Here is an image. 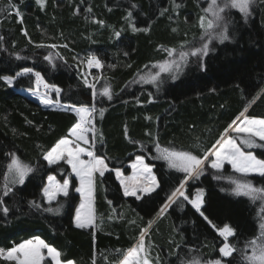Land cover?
I'll return each instance as SVG.
<instances>
[{
    "label": "trees",
    "instance_id": "obj_1",
    "mask_svg": "<svg viewBox=\"0 0 264 264\" xmlns=\"http://www.w3.org/2000/svg\"><path fill=\"white\" fill-rule=\"evenodd\" d=\"M206 4L45 0L41 7L36 0H0V249L39 239L60 251L63 262L119 264L148 228L145 245L151 264H187L194 258L201 264L216 259L222 264L247 262L249 242L260 235L262 214L257 201L238 196L234 181L264 189V177H244L229 167L217 171L210 157L184 190L188 200L204 192L203 216L183 197L161 215L187 174L169 167L157 146L203 158L241 112L264 119V0H257L247 19L237 11L229 15L228 39L217 40V29H211L207 54L191 56L177 76L168 73L154 83L137 82L153 64L167 60L164 50L186 45L196 49L207 29L201 27ZM91 56L102 65L91 71L95 90L80 76ZM25 69L61 89L62 105L95 108L92 148L108 171L94 175L91 228L74 224L80 196L69 166L65 161L49 166L44 159L60 139L70 137L79 119L18 93L16 89H34L33 75L17 78ZM5 77L16 78L15 89ZM105 87L111 99L102 94ZM243 148L264 159V146ZM137 156L152 168L158 183L155 192L139 200L124 195L115 175L119 169L128 176ZM14 157L31 169L20 184L11 177L6 180ZM51 175L68 180L69 191L50 204L43 191ZM225 224L235 231L229 239L236 249L231 257L219 253L223 239L216 231ZM0 264L16 263L0 258Z\"/></svg>",
    "mask_w": 264,
    "mask_h": 264
},
{
    "label": "snow or ice",
    "instance_id": "obj_2",
    "mask_svg": "<svg viewBox=\"0 0 264 264\" xmlns=\"http://www.w3.org/2000/svg\"><path fill=\"white\" fill-rule=\"evenodd\" d=\"M36 2L43 7L45 0H36ZM252 3L253 0H225L224 4L221 6L217 3V0H211L210 6L205 11L211 13L215 20L219 21L223 19L221 13L229 7L238 9L239 12L244 14V16H248L250 14V6ZM177 7H179V5H177ZM15 14L18 17L20 16L18 10ZM129 16H131V13H129ZM204 20L205 17H201L202 28L205 26ZM218 26L219 25L215 24L213 20H208L207 22L208 29ZM133 30L136 31L138 29H136L133 25ZM173 31H175V29H173ZM25 35H27L26 32ZM119 35L120 33L117 32L116 36L118 37ZM228 38L227 27L225 26L220 33V39L226 40ZM52 47L55 46L53 45ZM174 52L175 49H170L168 50V55L172 56ZM198 54H207V44H204L201 48L191 51V55L193 56H197ZM188 55L189 53L181 51V60ZM45 59L51 61L50 56L45 57ZM173 64L179 68V64H176L175 61L166 62L160 67L162 70L167 71ZM88 65L89 67L96 68H100L102 66L100 60L96 56H91L88 59ZM31 71V69H25L23 74H27ZM35 77L38 90L39 85L43 84L44 81L39 72L35 73ZM157 78L158 74L150 76L147 79L150 82H155ZM3 79L7 84H12L11 78L5 77ZM141 79L145 80L146 78L142 76ZM85 83H87V81H85ZM44 86L46 88L49 87L47 84H44ZM89 87L94 88V85H89ZM52 89L57 93V95H59L61 89L56 88L55 86H52ZM102 94L111 99L110 89L108 87L103 89ZM93 95L95 96V92H93ZM42 103L48 104L50 101L45 98L42 100ZM76 111L81 116L82 122L77 123L70 130V132L75 137V141H82L84 144H89L87 133L93 132L94 130L91 125V121H85L84 117L86 115H90L92 110L88 108H80ZM237 121H239V123H237ZM85 124L88 126L85 127ZM229 129L237 134H244L240 139V143L245 147L251 148L253 146H264L257 145L256 143L257 137L259 140L264 141V119L249 118L245 115V112H241L236 120H234L232 124L225 129V134L228 133ZM75 141H69L66 138L60 139L55 146L44 155V159L48 161L49 164H56L61 160H64L71 166V169L75 173L76 177L79 178L81 186L77 188L76 191L81 193V196L84 197V201L81 203L80 209H78L76 213V227L86 228L94 223V216L92 214L94 174L98 172L101 176H103L105 171L108 170V166L103 158L98 157L94 151L90 150L92 145H90L89 148H84L81 147L79 143H75ZM216 144L219 145V147L214 145L213 148L215 150L206 151L203 158L193 155L190 152L175 151L169 148L161 149L157 146V150L160 153L161 158L168 162L169 167L176 168L187 174L185 181L181 182L180 187H178L168 198L170 203L175 202L173 199L174 197H183L185 200L189 199L182 191L184 184L187 182V179L192 178L193 176H198L202 170V165H204L205 161L209 160L210 157L213 156L215 159L211 160L210 166L214 169H221L224 163L227 162L231 164L237 172L244 175L257 173L264 177V159H257V157L251 152L243 151L235 139L229 137L227 140H224L222 135L221 140H218ZM82 156H87L88 159L84 160L81 158ZM132 168L136 170V174L127 181L122 178V173L119 169H115V173L116 177L120 179V182L123 185L124 195L135 196L139 199L140 197L137 195L138 191L146 193L151 192L157 186V182L155 176L152 175L151 167L144 162V158L142 156L136 157V163L132 165ZM9 171L15 173L19 183H23L25 176L31 171V169L28 166L23 165L17 158L14 157L12 163L9 165ZM49 180L54 181V178L49 177ZM139 180H143L144 183L138 184L137 181ZM234 183L237 184L236 191L238 194L242 193L245 195H251L254 193H264V189H257L250 182L234 181ZM68 188V180H65L62 186L56 185L53 182L48 188H45L44 196L47 198L48 203L51 204L59 194L62 193L64 196H67ZM8 191L9 190L6 187L4 195H7ZM190 203H192L193 207L200 212L202 200L199 197L195 200H191ZM168 206L169 205L166 204L164 208L160 210L161 213H163ZM84 209H87V212H84ZM3 210L5 213L8 211L7 208H4ZM49 211H52V209H49ZM200 214L203 216V212ZM204 218L206 220L208 219L207 217ZM209 223H211V221H209ZM150 226L151 224L149 227ZM213 227H215V225H213ZM260 230L259 237L249 242L252 247V254L245 257L248 264H264V223H261ZM147 232L148 228L141 231L137 246L128 251L127 256L124 257L121 264H132V260L129 258L134 259V264H151V261L147 258L148 249L145 245V235ZM218 232L219 235L223 237V246L219 248L221 257H231L236 250L235 247L229 243V238L235 235L234 229L230 225L225 224L222 228L218 229ZM45 249L47 250V256L50 258V261L54 262V264H75V262L71 260L63 262L61 260L60 251L54 247H50L43 240L39 239L35 242L27 241L16 247H12L7 251L0 249V258L8 261H15L16 264H43L45 261V254L43 250ZM142 253L144 254L143 256L141 255ZM187 264H201V260L194 258L188 261ZM205 264H222V260L216 259L207 261Z\"/></svg>",
    "mask_w": 264,
    "mask_h": 264
},
{
    "label": "rangeland",
    "instance_id": "obj_3",
    "mask_svg": "<svg viewBox=\"0 0 264 264\" xmlns=\"http://www.w3.org/2000/svg\"><path fill=\"white\" fill-rule=\"evenodd\" d=\"M224 2H225V0H217V3L218 4H220L221 6L224 4ZM256 2H257V0H253V3L251 4V6H250V14H251V11H252V9L254 8V6L256 5ZM210 4H211V0H207V4H206V9L210 6ZM205 9V10H206ZM235 11H237V12H239V10L238 9H235V8H226L225 9V11L223 12V13H221V16L223 17V19L222 20H219V21H216L215 20V18L212 16V14L211 13H209V12H206V11H204V17L207 19V20H213L214 21V23L215 24H217V25H219L218 27H213L212 29H213V31L215 30V29H217L216 31H217V35H216V38H217V40H220L221 41V39H220V33H221V31L224 29V27L226 26L227 27V34H228V36H229V33H230V17H229V15L232 13V12H235ZM239 13H241V12H239ZM242 14V13H241ZM250 14L248 15V16H244V14H242L243 15V17H244V19H247L249 16H250ZM205 19V20H206ZM204 20V24L205 25H207V22ZM204 29H202V31H203ZM209 32H211V29H205L204 31H203V33H204V35H203V38L200 40V42L197 44V47H196V49L197 48H201L204 44H208L209 42H210V38H209V36H207V33H209ZM190 44V43H189ZM184 46V44H181L180 46H178V47H183ZM175 48H177V47H175ZM193 50V48H191V47H189V46H184V48L183 49H180V50H177V51H175L174 52V54L172 55V56H169L168 55V58H167V60L164 62V60L163 61H161V62H159V63H156V64H153V66L151 67V69H149V70H146L143 74H141L140 76H139V78H138V80H137V82L138 83H142V84H146V83H154V82H150L147 78H149L150 76H155V75H157L158 74V78H157V80L158 79H160L159 78V76L160 75H162V74H168V73H173V75H175V74H178L179 73V71L184 67V64L189 60V58L191 57V56H193V55H191V51ZM181 51H184V52H187V53H189V55L188 56H186L183 60H181V58H180V52ZM164 54L167 56V54H168V52L166 51V50H164ZM204 58V57H203ZM171 61H175L176 62V64H179V68H177L176 67V65L175 64H173L167 71H165V70H162V68L160 67L161 65H164L166 62H171ZM100 68H96V67H89V65H88V67H87V71L86 72H84L83 70H81V74H80V76H81V78H82V80H83V82L85 83V81H87V83H85V85L86 86H88L89 87V85H94V88L93 87H91L92 88V90H95V80H94V77H93V75H92V73H91V71L92 70H99ZM24 72H22L17 78H19V77H24V76H27V75H33L34 76V78H35V81H34V83H33V85H34V89L33 90H31V91H28V90H26V89H16V91L18 92V93H20V94H22V95H25V96H27V97H29L30 99H32V100H34V101H36L37 103H39L41 106H43L44 108H46V109H52V110H60V111H63V112H68V113H72V114H75L77 117H78V119H79V121H78V123H81L82 122V118H81V116L77 113V109H80V108H87V107H70V106H67V105H62L60 102H59V98H60V95H61V91H60V93H59V95H57V93L52 89V86H50V85H48L49 87H45L44 86V84H46L45 83V81H44V83L43 84H41V85H39V88H38V90H37V84H36V77H35V72H29V73H27V74H23ZM145 77L146 79L145 80H142L141 79V77ZM175 76H177V75H175ZM12 79V84L11 85H9V86H11L13 89H15V87H14V82H15V80H16V78H11ZM156 82V81H155ZM47 99L48 101H50V103H48V104H45V103H42V100L43 99ZM88 109H90V110H92L91 111V114L90 115H86L85 117H84V120L85 121H91V125H92V127H93V129H94V115H95V108L94 107H89ZM94 109V110H93ZM245 115H246V113H245ZM242 119V118H241ZM237 123H239V121H237ZM88 125L87 124H85V127H87ZM235 126V125H234ZM244 134H237V133H235V132H233V131H231V129H229V131H228V133H224V135H223V139L224 140H227L229 137H231V138H233V139H235L236 140V142H237V144L241 147V149L243 150V151H245V152H249V151H246L243 147H245L244 145H242L241 143H240V139H241V137L243 136ZM73 136V135H72ZM87 136H88V140H89V144H84L82 141H75V143H79L80 144V146H82V147H84V148H89V146L90 145H93L94 143H95V137H94V131L93 132H88L87 133ZM75 138V137H74ZM221 140V139H220ZM261 142H264V141H261ZM261 142L259 141V138L257 137L256 138V143H257V145H261ZM216 147H219V145H217L216 144ZM261 146H253V147H251V148H248V147H245V148H247V149H249V150H252V149H254V148H260ZM213 151L215 150L214 148L212 149ZM252 153V152H251ZM253 155H254V153H252ZM82 159H84V160H87L88 159V157L87 156H82L81 157ZM212 159H215V157L213 156V157H211V160ZM258 159V158H257ZM64 161V160H63ZM47 162V164L50 166V165H54V164H49L48 163V161H46ZM62 162V161H61ZM144 162H145V160H144ZM60 163V162H59ZM134 163H136V159L129 165V167L131 168V173L128 175V176H124L123 175V173H122V178L124 179V180H129V178H131V177H133L135 174H136V170H134L133 168H132V165L134 164ZM210 163H211V161H210ZM57 164V163H56ZM67 164V163H66ZM69 167H70V170H71V173H72V175H73V171H72V169H71V166L69 165V164H67ZM226 167H229L230 169H231V171L232 172H234V173H236V174H238V175H241V176H246V177H262V176H260L259 174H257V173H250V174H247V175H244V174H242V173H240V172H237L233 167H232V165L231 164H229V163H227V162H225L224 163V165H223V167L221 168V169H215V170H217V171H223ZM152 169V168H151ZM214 169V168H213ZM29 173V172H28ZM98 173V172H97ZM97 173H95V174H97ZM115 175H116V173H115ZM152 175H154L153 174V171H152ZM74 176V175H73ZM101 176V175H100ZM12 178V180L14 181V182H17L18 184H20L19 183V181H18V178L16 177V175H15V173L14 172H10V171H8V173H7V177H6V180H8L9 178ZM26 177V176H25ZM191 178H189V179H187V182L184 184V188L182 189V191L184 192V190H185V188H186V185L188 184V182H189V180H190ZM5 180V181H6ZM58 180L55 178V181H54V183L56 184V185H63V182H57ZM94 181H95V178H94ZM117 182H118V184L120 185V187H121V189L123 190V192H124V188H123V185L121 184V182H120V179H118L117 178ZM157 182V181H156ZM239 182V181H238ZM53 182L52 181H49V178H48V180H47V184H46V186H45V188H48L49 186H50V184H52ZM137 183L138 184H143L144 183V181L143 180H139V181H137ZM157 187H158V183H157V186L155 187V189L153 190V191H151V192H142V191H138L137 192V195L140 197V198H142L144 195H148V194H151V193H153V192H155V190L157 189ZM45 188H44V190H45ZM78 188H79V184H78ZM235 188H237V185H236V187ZM226 189L227 190H231V187L230 186H227L226 187ZM257 189H259V188H257ZM68 191H69V188H68ZM237 192V191H236ZM78 194H79V192H77ZM61 195H63L62 193L61 194H59L58 196H57V198L53 201V202H55L59 197H62ZM79 196H80V194H79ZM238 196H242V197H245V198H248L249 200H253V201H257L258 203H257V206H256V209H257V211L259 212H261V214H262V222L261 223H264V193H254V194H251V195H245V194H238ZM126 197H131V198H135V199H137L135 196H126ZM200 198L201 200H202V204H201V209H200V212H198L194 207H193V205H192V203H190V201L191 200H188V202H189V204L191 205V207L200 215V216H202L200 213L202 212V209H203V207H204V192H199V193H197L194 197H193V199L192 200H195V199H197V198ZM139 198V199H140ZM180 198V197H179ZM45 199H46V197H45ZM138 199V200H139ZM174 199V201H176V197H174L173 198ZM47 202V201H46ZM175 203V202H174ZM174 203H168V207L165 209V211L161 214V215H163L165 212H166V210L172 205V204H174ZM84 212H86V209H84L83 210ZM76 213V212H75ZM95 223V222H94ZM94 226V225H93ZM92 226V227H93ZM216 231V230H215ZM217 232V234L219 235V232L218 231H216ZM220 236V235H219ZM221 237V236H220ZM222 239H223V237H221ZM232 237H230L229 239H231ZM37 239H33V240H30V241H33V242H35ZM137 246V245H136ZM135 246V247H136ZM16 247V246H15ZM7 251V250H6ZM44 251V254H45V261L43 262V264H45V262H47V261H49L50 263H52V264H54V262H51L50 261V258L47 256V250L45 249V250H43ZM248 251H249V256L252 254V247H251V245L248 247ZM127 254H128V252H127ZM127 254H126V256H127ZM142 256L144 255L143 253L141 254ZM124 259V258H123ZM122 259V260H123ZM130 260H132V264H134V259L133 258H129ZM13 262H15V261H13ZM16 263V262H15ZM119 264H121V262L119 263ZM244 264H248V261L247 262H244Z\"/></svg>",
    "mask_w": 264,
    "mask_h": 264
},
{
    "label": "crops",
    "instance_id": "obj_4",
    "mask_svg": "<svg viewBox=\"0 0 264 264\" xmlns=\"http://www.w3.org/2000/svg\"><path fill=\"white\" fill-rule=\"evenodd\" d=\"M69 138H68V140L69 141H74L75 140V138H74V136H72V134H71V132H69ZM260 142H261V140H259ZM82 147V146H81ZM90 150H92L91 148H90ZM61 161H63V160H61ZM60 161V162H61ZM108 171V170H107ZM107 171H105V173L107 172ZM104 173V174H105ZM98 175H100L99 173H97ZM73 175H74V177L77 179V181H78V184H79V187L81 186V184H80V180H79V178L78 177H76V175H75V173L73 172ZM95 175V174H94ZM54 178V177H53ZM116 179H117V177H116ZM50 181V180H49ZM54 181H55V178H54ZM54 181H52V182H54ZM58 182V181H57ZM123 191V190H122ZM124 193V192H123ZM80 194V203H79V205H78V207H77V209H76V213H77V210L78 209H80V205H81V203L84 201V197H82L81 196V193H79ZM61 196H64V195H61ZM46 201H47V198H46ZM48 202V201H47ZM53 203V202H52ZM86 212H87V209H86ZM76 213H75V217H74V224H75V226H76ZM92 214H93V216H94V193H93V205H92ZM95 222V221H94ZM93 225H94V223H93ZM93 225H91V226H89V227H86V228H78V229H87V228H91Z\"/></svg>",
    "mask_w": 264,
    "mask_h": 264
},
{
    "label": "bare ground",
    "instance_id": "obj_5",
    "mask_svg": "<svg viewBox=\"0 0 264 264\" xmlns=\"http://www.w3.org/2000/svg\"><path fill=\"white\" fill-rule=\"evenodd\" d=\"M55 165V164H54ZM50 166H53V165H50ZM70 168V167H69ZM72 174V173H71ZM73 176V175H72ZM49 177H54V178H56L54 175H51V176H49ZM48 177V178H49ZM74 177V176H73ZM48 178H47V180H48ZM75 178V177H74ZM57 179V178H56ZM76 179V178H75ZM58 180V179H57ZM77 180V179H76ZM59 181V180H58ZM60 182V181H59ZM78 182V181H77ZM95 182V181H94ZM46 184H47V181H46ZM78 188V187H77ZM43 194H44V191H43ZM78 194V193H77ZM79 195V194H78ZM81 198V197H80Z\"/></svg>",
    "mask_w": 264,
    "mask_h": 264
}]
</instances>
